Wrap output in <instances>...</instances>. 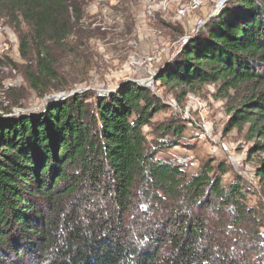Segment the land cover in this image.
I'll list each match as a JSON object with an SVG mask.
<instances>
[{"label":"trees","instance_id":"trees-1","mask_svg":"<svg viewBox=\"0 0 264 264\" xmlns=\"http://www.w3.org/2000/svg\"><path fill=\"white\" fill-rule=\"evenodd\" d=\"M94 1L0 0L22 56L35 54L25 75L35 92L58 80L52 51L87 8L106 6ZM199 34L157 82L179 98L215 86L228 100L226 130H245L251 154H264V0H232ZM10 63L0 58V70ZM162 109L128 82L0 117V264H264V236L248 227H259L247 204L255 192L236 175L224 186L225 162L188 172L166 156L187 127H156L150 141L144 129ZM255 176L264 196V159Z\"/></svg>","mask_w":264,"mask_h":264},{"label":"rangeland","instance_id":"rangeland-1","mask_svg":"<svg viewBox=\"0 0 264 264\" xmlns=\"http://www.w3.org/2000/svg\"><path fill=\"white\" fill-rule=\"evenodd\" d=\"M145 1L122 0L124 4L117 5V0H104L106 6L100 12L87 8L67 46L52 51L59 78L44 95L35 92L26 81V71L33 67L34 52L24 58L20 50V33L1 20L0 23L11 32L5 40L9 50L2 59L7 58L11 63L0 70V117L38 113L47 107L50 99L58 96L84 94L90 99L95 95L108 96L128 82L149 81L147 88L163 109L154 117V130L144 129L148 139H153L152 131L155 132L156 127L185 124L187 131L178 146L165 155L176 161L192 157L195 167H187L188 172L208 161L213 162V166L225 162L232 173L222 179L223 185L228 186L236 175L255 192L248 197L247 204L257 209L259 227L255 228L253 224L248 227L250 233L260 231L264 236V196L255 176L264 154H251L255 142L246 139L245 130H226L228 100L219 97L215 86H205L179 98L181 90L164 87L156 80L163 68L180 59V54L190 43L184 42L197 29L204 30L232 0L221 4L222 0H206L197 11L184 17L178 15V4L173 0H158L157 3L165 1L166 4L152 15L148 13ZM94 3L99 2L95 0ZM218 10L221 11L217 13ZM260 241L264 242V237Z\"/></svg>","mask_w":264,"mask_h":264},{"label":"built area","instance_id":"built-area-1","mask_svg":"<svg viewBox=\"0 0 264 264\" xmlns=\"http://www.w3.org/2000/svg\"><path fill=\"white\" fill-rule=\"evenodd\" d=\"M158 0H146L145 4L148 6V13L152 15L154 12L158 11V8H161L162 6H165V1H160L157 3ZM172 1V0H168ZM174 2H177L178 4V15L180 17H184L186 14H191L192 12L197 11L206 0H173ZM226 0H222L220 4L225 2ZM170 5V4H169ZM199 27V25H198ZM11 36V32L8 27L4 26L2 23H0V58L7 55V51L9 50L6 46L7 43L5 42L7 37ZM186 42V41H185ZM184 42V43H185ZM224 149H227L226 146L223 147ZM178 163L181 165H185L189 168H194L195 163L192 157H182L177 159Z\"/></svg>","mask_w":264,"mask_h":264},{"label":"water","instance_id":"water-1","mask_svg":"<svg viewBox=\"0 0 264 264\" xmlns=\"http://www.w3.org/2000/svg\"><path fill=\"white\" fill-rule=\"evenodd\" d=\"M221 10H218V12L217 13H219ZM199 33H200V29H197L194 33H193V35L191 36V38H189V39H187L186 40V42H185V44H187L188 42H190V41H192L193 39H195L198 35H199ZM169 66V65H168ZM168 66H166L165 68H167ZM165 68H163V69H165ZM140 83V82H139ZM148 84H149V81H144V82H142V83H140V84H138L139 86H144V87H147L148 86ZM113 93V92H112ZM112 93H110V94H112ZM109 94V93H108ZM109 94V95H110ZM101 95H106V94H103V93H101ZM67 97H60V96H58V97H56V98H54V99H50L49 100V102H48V104H47V106H49V105H51V104H53V103H57V102H60V101H63V100H65ZM41 112V111H40ZM23 115H27V114H23ZM14 116H16V115H14Z\"/></svg>","mask_w":264,"mask_h":264}]
</instances>
